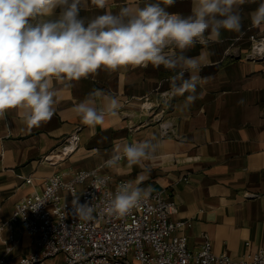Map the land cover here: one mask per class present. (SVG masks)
Returning a JSON list of instances; mask_svg holds the SVG:
<instances>
[{
    "label": "crops",
    "instance_id": "0c3cea01",
    "mask_svg": "<svg viewBox=\"0 0 264 264\" xmlns=\"http://www.w3.org/2000/svg\"><path fill=\"white\" fill-rule=\"evenodd\" d=\"M156 0H110L106 9L90 5L81 16L91 19L122 7H142ZM260 0L241 6L243 27L240 33L224 31L221 42L207 48L197 45L188 56L206 57L199 75L207 78L197 87L198 99L183 108L185 96L171 99L163 131L158 123L131 130L130 126L147 121L142 114V97L151 105L159 100L157 89L169 90L173 72L163 67L128 68L116 73L103 70L94 77L73 82L65 88L54 81L57 91L56 112L39 127L29 128L15 111L0 119V226L9 220L15 205L29 195L40 194L51 174L79 170H97L113 181H137L141 168H128L120 161L114 168L104 167L118 145L151 140L157 144L155 158L146 162L150 173L140 187H151L176 203L172 219L186 220L183 230L188 246L197 250L206 234L216 254L226 253L234 260L264 250V59L249 61L250 35L264 36V27L251 26L249 14ZM192 0H176L168 11L190 14ZM229 52L239 57L229 55ZM189 74L186 73L187 78ZM94 90L115 96L119 107L114 116H106L94 129L83 125L74 105ZM97 107H103L97 98ZM80 130L77 150L63 162H47L44 157L64 138ZM32 183L27 184L26 179ZM248 195H254L248 197ZM0 229V257L12 235L18 244L7 256L6 264H18L20 257L33 251L30 238ZM59 255L46 264H63Z\"/></svg>",
    "mask_w": 264,
    "mask_h": 264
},
{
    "label": "clouds",
    "instance_id": "9594fccd",
    "mask_svg": "<svg viewBox=\"0 0 264 264\" xmlns=\"http://www.w3.org/2000/svg\"><path fill=\"white\" fill-rule=\"evenodd\" d=\"M109 2L90 0V5L106 9ZM175 2L156 0L87 19L81 11L89 8V0H0V119L15 111L29 128L39 127L56 112L54 81L69 88L101 70L111 74L149 65L174 73L165 95L187 93L183 108L190 107L198 99L197 87L207 79L199 75L207 61L204 55L186 53L197 45L207 48L221 42L224 31L240 33L241 6L255 0H192L188 15L168 11ZM249 19L252 27H264V0ZM97 98L103 107H97ZM118 107L115 96L94 90L73 111L83 125L94 129ZM157 147L151 140L124 143L104 162L111 169L123 160L128 168L142 170L137 181L122 182L108 194L107 215L123 218L150 196L151 187L140 183L150 173L146 162L155 158ZM103 183L97 180L93 187L99 191ZM72 195L73 214L80 220L93 219L94 205L80 204L74 190Z\"/></svg>",
    "mask_w": 264,
    "mask_h": 264
},
{
    "label": "built area",
    "instance_id": "2783aa9c",
    "mask_svg": "<svg viewBox=\"0 0 264 264\" xmlns=\"http://www.w3.org/2000/svg\"><path fill=\"white\" fill-rule=\"evenodd\" d=\"M250 40L251 48L245 59H264V36L250 35ZM229 55L239 57L233 52ZM156 91L159 100L153 105L148 97L141 98L142 114L149 119L130 126L131 130L153 123H158L164 132L170 128L171 123L164 118L173 97L165 95L169 90ZM80 140V130H77L44 160L65 161L77 150ZM67 174L55 172L48 176L43 192L18 202L11 218L1 224L0 229L6 227L10 231L19 225L20 233L31 240L33 251L20 257L18 264H46L59 255L64 258L63 264H264V250L239 260L226 253L216 254L206 234L197 250L190 249L183 234L188 222L172 219L178 207L160 192L151 193L125 217L115 218L104 212L105 202L118 184L128 180L113 181L111 176L97 170H79L70 174L69 179L65 178ZM97 180L104 181L99 191L93 187ZM26 183L31 184L32 179L27 178ZM73 190L80 204L94 205L93 219L84 221L73 214ZM18 242L12 235L9 237L0 264L7 263V256Z\"/></svg>",
    "mask_w": 264,
    "mask_h": 264
}]
</instances>
